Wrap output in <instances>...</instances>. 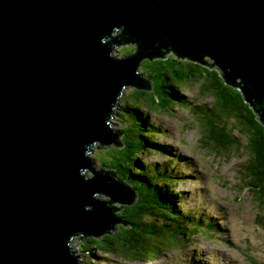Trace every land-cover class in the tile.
I'll return each instance as SVG.
<instances>
[{
	"label": "water",
	"instance_id": "1",
	"mask_svg": "<svg viewBox=\"0 0 264 264\" xmlns=\"http://www.w3.org/2000/svg\"><path fill=\"white\" fill-rule=\"evenodd\" d=\"M121 37L138 52L116 57ZM164 50L219 72L264 126V0H0V264H81L74 237L127 225L111 204L135 191L89 153L122 146L114 107L152 88L138 68Z\"/></svg>",
	"mask_w": 264,
	"mask_h": 264
},
{
	"label": "rangeland",
	"instance_id": "2",
	"mask_svg": "<svg viewBox=\"0 0 264 264\" xmlns=\"http://www.w3.org/2000/svg\"><path fill=\"white\" fill-rule=\"evenodd\" d=\"M129 47L134 50L137 46L133 43L120 44L116 47L114 55L118 58L130 56L133 52L128 54L124 49ZM169 54L170 52L165 56H169ZM205 58L206 61H212L208 56ZM206 67L214 78L221 81L218 82V88L205 86L206 80L183 86L175 82L173 87L180 89L192 101L185 105H175L172 108L173 111L169 112L160 108L159 104H156L157 106L147 104V107L143 105L140 107H144L142 110L149 112L148 121L157 123L155 125L161 126L164 130L156 133H159L157 135L159 140H157V136H151L150 141L153 143L160 141L164 146H168L166 151H158L155 146H152L151 152L149 150L146 155L148 157L145 162L155 161L161 166L165 163L167 169L169 162L170 166H176L181 170L184 175L180 177V180L185 181L175 186V192H179L181 195L183 193L185 196V200L180 202L181 208L185 212H193L197 216L213 218L219 225V230L214 231L215 233L207 231L199 233L189 239L190 243L171 244L158 259H155L157 257L155 256L151 257L153 259L141 257L139 260L132 255L114 254L110 252L113 249L107 250V248L99 246V243H90L91 236L83 239L76 236L72 239V246L77 252L81 264H264V188L258 189L250 185L253 156L249 150L243 149V146L245 147L247 144V135L239 127L233 132V135L240 140L232 139L230 135H226L224 141L227 144L222 145L216 143L212 135L203 129L209 125L208 121L210 120L214 122L220 120L223 123L230 121L228 126L234 127L236 115L224 112H227L230 107H224L226 103L222 91L227 86L233 92L239 93V90L227 85L219 72L207 65ZM130 89H135V87L127 86L116 112L117 117L112 116L113 130L117 131L115 135L117 134L122 146L112 143L107 144L109 146L107 149L114 147V150L125 152L126 156L133 157L134 149L128 147V142L136 131L139 134L140 131L137 127L135 130L129 118L120 116L121 107L126 101L124 98L129 94ZM158 92L156 97L158 101H162L164 95L159 88ZM165 99H167L166 104L172 107L174 103L168 97ZM219 99L222 108L216 104ZM213 106V111L210 112L209 109ZM237 115L240 116V121L244 120L240 114ZM217 126L223 128L220 125ZM223 130L226 131L224 128ZM139 136L141 139V135ZM107 149L105 146L95 144L89 153L100 171L101 169L107 171L101 164L104 160L102 156L107 153ZM175 156H177L178 162L173 158ZM180 158L185 162H180ZM113 172H116V177L117 175L121 177L123 175L121 165H118L117 170H113ZM91 174L92 171L88 169L87 177ZM120 203H114V207L119 208L115 212L117 217L122 216ZM124 217L127 218L126 215ZM125 218L121 220L127 222ZM120 225L127 229L131 227L128 223L127 225L120 223L110 231L99 235V242L102 246L110 234L117 233L122 229ZM108 242L109 240H107L108 247H112L113 245Z\"/></svg>",
	"mask_w": 264,
	"mask_h": 264
},
{
	"label": "trees",
	"instance_id": "3",
	"mask_svg": "<svg viewBox=\"0 0 264 264\" xmlns=\"http://www.w3.org/2000/svg\"><path fill=\"white\" fill-rule=\"evenodd\" d=\"M120 40H123L121 43H127V37H121ZM124 49L128 54L133 52L131 55L138 52V47H135L134 50L132 47ZM167 52H170L169 56H165ZM141 64L143 65L141 66ZM141 64L138 68L139 74L147 81H151L153 87L151 89L137 87L130 89L120 110V116L129 118L135 130L137 127L140 131V134L136 131L133 138H130L128 142V147L134 149L135 155L128 157L125 152L116 151L113 149L114 147L107 149L108 145H102L107 149V153L102 156L104 157L101 163L102 167L106 168L113 177L116 175L113 170H117L118 165H121L123 175L121 177L117 175V180H122L126 189H132L137 193L138 199L134 204H122L121 206L122 216L120 218L123 219L126 215L127 218L125 219L131 227L127 229L120 225L122 229L118 230L117 233L110 234L103 246L99 242V237H90V243H99V246L107 248V250L113 249L110 252L114 254L132 255L137 260L141 257L151 258L155 256H157L155 259H158L171 244L190 243L189 239L199 233L205 231L215 233L219 230V225L213 218L197 216L195 213L185 212L181 208L180 202L185 200V196L183 193L181 195V193L175 192V186L185 181L180 180V177L184 175L181 170L176 166H170L169 162L166 161L164 162L168 164V169L165 163L161 166L155 161L145 162L148 157L146 155L149 150L151 152L152 146H155L158 151H166L168 146H164L160 141L156 143L150 141L151 136L156 137L159 134L156 133L163 129L161 126L155 125L157 123L148 121L149 112H145L142 110L144 107L140 106L147 107V104L157 106L156 104H159L160 108L165 109L166 112L173 111L172 108L175 105H185L188 102V96L180 89H175L173 83L176 82L183 86L184 84L188 85L192 82L206 80L205 86L218 88V82L221 81L214 78L201 61L178 56L172 50H164L160 54L151 53L150 56L141 61ZM158 88L164 95L162 101H158L156 97L159 93ZM171 90L172 93L170 94ZM222 92L226 103L224 107H230L227 112L222 110L225 113L236 115L234 127L228 126L230 121L223 123L220 120H216V122L210 120L208 121L209 125L203 129L212 135L216 143L226 145L227 142L224 141L226 135H230L232 139L240 140L233 135V132L241 127L242 132L247 135V144L245 147L243 146V149L249 150L253 156L250 185L263 189L264 126L258 121L256 114L248 104L244 107L241 101L236 100V95L241 94L240 90L239 93L233 92L227 86ZM167 97L174 103L172 107L166 104L167 99L165 98ZM217 103L222 108L220 99ZM209 111H213V108H210ZM237 114H240L244 120L240 121V116ZM217 125L222 126L226 131ZM139 135H141V139ZM157 140H159L158 136ZM179 160L182 163L185 162L181 158ZM123 163L125 164L123 165ZM111 206L114 207V203ZM79 238L85 237L80 236ZM107 240H109V244L113 245L112 247H108Z\"/></svg>",
	"mask_w": 264,
	"mask_h": 264
},
{
	"label": "bare ground",
	"instance_id": "4",
	"mask_svg": "<svg viewBox=\"0 0 264 264\" xmlns=\"http://www.w3.org/2000/svg\"><path fill=\"white\" fill-rule=\"evenodd\" d=\"M139 77H141L140 75H138ZM119 106H120V101L116 104V106L114 107V110H113V117H117V114H116V112H117V110L119 109ZM111 120H112V118H111ZM115 132H117L116 130L114 131V133ZM116 136H117V134H116ZM99 168V167H98ZM100 170V169H99ZM101 171H104V170H101ZM105 172H107V171H105ZM120 219H122V218H120Z\"/></svg>",
	"mask_w": 264,
	"mask_h": 264
},
{
	"label": "clouds",
	"instance_id": "5",
	"mask_svg": "<svg viewBox=\"0 0 264 264\" xmlns=\"http://www.w3.org/2000/svg\"><path fill=\"white\" fill-rule=\"evenodd\" d=\"M216 71V70H215ZM138 73H139V71H138ZM144 80H146V79H144ZM151 82V81H150ZM153 87V86H152ZM127 88V87H126ZM125 88V89H126ZM125 89H124V91H125ZM241 95H242V93H241ZM123 96V95H122ZM242 97H243V95H242ZM121 100V98L119 99V101ZM243 100H244V97H243ZM189 101H192V100H190L189 98H188V102ZM245 101V100H244ZM246 102V101H245ZM216 104H218V103H216ZM246 104H248V102H246ZM249 105V104H248ZM174 108V107H173ZM211 108H214V106L213 107H211ZM259 121V120H258ZM113 128H114V126H113ZM173 158H175V160H177V156H175V157H173ZM164 162V161H163ZM177 162H178V160H177ZM175 165V164H174ZM136 193V192H135ZM136 195H137V193H136ZM137 200V199H136ZM122 205V204H121ZM118 217H120V216H118ZM74 251H75V249H74ZM75 253H76V255H77V252L75 251Z\"/></svg>",
	"mask_w": 264,
	"mask_h": 264
},
{
	"label": "flooded vegetation",
	"instance_id": "6",
	"mask_svg": "<svg viewBox=\"0 0 264 264\" xmlns=\"http://www.w3.org/2000/svg\"><path fill=\"white\" fill-rule=\"evenodd\" d=\"M237 98H238L239 101H241L244 104V107L247 105L246 102L243 100V97H242L241 94H238Z\"/></svg>",
	"mask_w": 264,
	"mask_h": 264
}]
</instances>
